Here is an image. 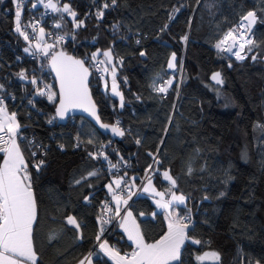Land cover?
I'll list each match as a JSON object with an SVG mask.
<instances>
[{
	"label": "trees",
	"instance_id": "trees-1",
	"mask_svg": "<svg viewBox=\"0 0 264 264\" xmlns=\"http://www.w3.org/2000/svg\"><path fill=\"white\" fill-rule=\"evenodd\" d=\"M66 2L84 23L75 27L67 13L54 12L51 19L61 24L67 40L53 43L49 56L61 50L86 60L97 49L101 54L111 50L123 101L103 87L101 74L86 62L89 85L102 122L119 120L125 134L103 136L79 116L57 124L49 56L43 58V75L56 94L51 102L47 95L33 94L31 83L20 78L22 71L27 77L36 69L24 52L35 44L15 30L16 3L0 0V94L21 126L19 144L37 208L36 264H76L89 253L93 264H113L98 249L97 234L119 252L133 247L118 228L119 219L101 225L98 217L102 205L111 203L106 185L116 176L124 182L133 176L140 184L153 157L160 161L153 163L154 184L168 193L170 186L161 176L168 170L177 181L174 190L186 196L180 215L190 212L193 217L189 239L174 264H198L196 257L205 251L218 252L219 264H264V0H116L114 5L112 0H57V5ZM249 10L257 18L254 45L237 62L215 45ZM171 53L177 58L174 73L165 70ZM218 70L221 85L208 78ZM170 76L174 81L165 95L154 90ZM100 142L106 143L104 151L97 149ZM41 160L37 171L33 165ZM110 163L118 167L112 169ZM131 199L126 208L145 241L160 239L167 231L164 212L141 186ZM69 215L79 230L67 223Z\"/></svg>",
	"mask_w": 264,
	"mask_h": 264
},
{
	"label": "snow or ice",
	"instance_id": "snow-or-ice-1",
	"mask_svg": "<svg viewBox=\"0 0 264 264\" xmlns=\"http://www.w3.org/2000/svg\"><path fill=\"white\" fill-rule=\"evenodd\" d=\"M15 3L16 0H13ZM43 2V0H41ZM112 4H116V0H112ZM36 7V5H33ZM45 8L51 9L53 12H62L67 13L73 18V24L75 27H80L83 25V21H77V13L72 10L69 4L65 3L62 8L57 7L53 0H48L44 4ZM107 3L104 4V8H108ZM178 11V9H177ZM103 10L97 12V18L103 17ZM20 17L21 11L20 6L17 4L16 10V31L26 40L30 39L29 35L21 30L20 27ZM172 19V17H169ZM246 22V23H245ZM256 22V13L253 11L247 12L246 15L241 17V23L226 32L222 39H220L215 47L218 51L231 53L235 56L237 60H244L246 55L243 54L246 51L251 52L254 45L253 39L249 37V33L252 30L253 25ZM33 28V32L37 27L36 24L29 25ZM55 28H60L61 24H54ZM116 27V25H113ZM167 27V25H165ZM50 36V33H45V29L40 27L39 35L36 37L37 41H43L45 36ZM63 36L57 35L55 37V43L58 44L63 40ZM182 39H187L183 37ZM231 41V43H229ZM139 43V41H137ZM55 48V44L43 45L40 42L35 43L36 53H43L45 57H48L50 50ZM25 53L31 52V46L24 48ZM100 52L97 49L96 52L92 53V61L94 66L97 68V71H101L99 68L100 64H112L113 56L111 50H106L102 54L106 58L105 60L98 61V53ZM36 53H32L35 55ZM141 56H144L145 53L141 52ZM253 60H256V56H252ZM176 60V54L172 53L171 58L168 61V68L172 69L175 67L174 61ZM50 65L53 71L56 73V78L59 82L60 92H59V104L56 107V116L61 119L64 118V115L69 109L80 108L85 112H88L89 115L99 124L100 128L108 130L110 129L112 133L118 136H123L124 130L119 126L120 121L117 120L115 124H105L100 120L99 115L96 111V105L92 101L91 95L88 90V77H89V68L85 67L86 60L76 59L73 56H69L63 51L61 52H51L50 56ZM120 62V61H117ZM231 67V65H229ZM103 72H108L109 69L105 67L102 69ZM112 92L114 95L120 96L121 101H123V96L119 91H117L116 84V72L115 68L112 69ZM21 79H25V74L22 71L19 73ZM101 79H104V76H101ZM211 79L217 84H223V79L220 72H214ZM33 85H36L38 81L33 78L31 80ZM167 85H171L172 81L168 80ZM3 88V85H0V89ZM45 89L38 88V95H47L48 100L51 102L55 97V93L51 91L49 86H45ZM154 90L158 92H166L167 87L156 88L153 85ZM29 103H32L29 101ZM123 107V103L121 104ZM17 114L15 112L8 113L7 108L4 104L3 98H0V153L3 154L2 162H0V264H36L37 254L34 250L33 244V231H34V222L37 219V208L36 201L32 189L31 175L28 171V165L26 163L23 150L20 147V124L16 118ZM52 121L50 120L49 123ZM140 141L137 140V143ZM88 143H92V140H89ZM63 148V145H61ZM33 156H36V153H32ZM90 156L96 158L93 153H89ZM100 156H104V153L101 152ZM151 155V153H149ZM107 159V157H104ZM154 162L159 164L160 161L153 157ZM44 164V161L41 160L37 164L33 165L40 170L41 166ZM118 165L111 164L110 168L115 169ZM152 166L149 165V168ZM191 167L188 168V173L191 174ZM95 172H89V176L95 175ZM148 183L144 186L143 190L145 192L151 191L156 196H159L161 199L156 201L157 207L165 210L170 209L174 204H184L186 197L181 194L177 195L172 189L176 188L177 181L170 175L168 170H165L162 175L164 180L168 181L170 187L167 191L171 194V199L165 200L164 192L156 191L155 187L152 184V177L148 175V171L145 173ZM80 183V181H76ZM115 185V189L112 185ZM109 192L113 196V200L116 203L115 213L117 216L121 214L120 205L121 203L127 204L128 200L123 199L121 195H117L116 191H128L129 199L131 198L130 186L124 182V178L120 177L114 179L109 185H107ZM223 195V193H221ZM88 197H85L87 200ZM207 199V197H205ZM105 212L112 211L108 205L104 206ZM172 213L169 212L166 219L168 222V231L154 243H148L145 241L144 236L142 235L139 225L136 224L135 220L132 219L131 212H128L123 217V222L120 224V227L127 233L128 240L134 245L132 252L125 253L120 255V253L114 250V247L109 246L107 241H104L99 244V247L106 255L110 256L114 260L115 264H172V262H178L181 258V249L185 244V241L189 239L187 235V230L189 228L190 217L179 216L177 215L174 219L170 218ZM101 225L107 224L110 220H105L98 217ZM67 223L69 225H74L78 230L80 224L77 222L76 218L69 215L67 217ZM104 231L101 228V233ZM50 240L54 237H50ZM96 240H101V235L97 234ZM192 243L200 244L199 240H192ZM91 253L89 256L84 257L83 260L79 261V264H91ZM198 264H204L205 261H208L209 264H219L221 257L220 254L216 251L205 252L202 255L196 257ZM259 264V262H257Z\"/></svg>",
	"mask_w": 264,
	"mask_h": 264
},
{
	"label": "built area",
	"instance_id": "built-area-1",
	"mask_svg": "<svg viewBox=\"0 0 264 264\" xmlns=\"http://www.w3.org/2000/svg\"><path fill=\"white\" fill-rule=\"evenodd\" d=\"M53 1L57 2V0H53ZM58 1H60V0H58ZM47 2H48V0H43V2H41V0H16V2H15L16 5L19 4V6L23 10V12H25V13H23V15L20 18L21 30L25 31L29 35V37H30L29 41H31L33 44H35L36 42H40L42 45L44 43H48V42L53 44V43H55V37L57 35L64 37V39L59 42V43H64L67 40V36L64 32H62L60 30V28L54 27V24H56L58 22L57 21L54 22L51 19V16L54 12L51 9L44 7V4H46ZM33 5H36V7H33ZM240 23H241V19H239L237 21L236 25L233 26L231 29L237 27ZM32 24L37 25L35 32H33V28L29 26ZM16 26H17V24H16ZM40 27H43L45 29V33L51 34L50 36L46 35L45 39L43 41H37V39H36V37L39 35ZM249 37L252 38V36H249ZM222 38H220V39H222ZM32 53H36V49L31 50L30 53H27V55H29V57L35 61L36 69H34V71L27 76V81L31 83V80L33 78H35L38 81V83L36 85H33L31 83V85L33 86V94H37L38 88L45 89V91L47 92V89L45 88V86L47 85L50 88H52L53 85H52V82L49 79L47 80L45 78V76L43 75V68H44L43 58H45V56L42 52L36 53L35 55H33ZM225 53L227 55H229L231 57L233 56V58H235V56L232 55L231 53H227V52H225ZM86 60H87V62H89V66L91 67V69L95 73L101 74V71H102V65L101 64L99 65V68L101 69V71H97V68L93 64L92 58L86 57ZM235 60L236 61H242V60H237L236 58H235ZM98 61H99V59H98ZM159 93H161V92H159ZM163 94L165 95L166 92H163ZM0 98H3L4 103L6 102V98L3 95L0 94ZM105 144H106L105 142L98 143L97 149L104 151L105 150V147H104ZM2 146L3 145H0V147H2ZM153 163L154 162H152V164H150L152 166L151 168H149V166H148V168L146 169L148 171V175H150V176L155 173V168L153 166ZM146 170H145L143 178H142V180H141V182L137 188H134V186L130 182H128V181L126 182V184L130 186L131 193H133V195H131V198L134 197L136 195V193H138V190H139V187L141 186V184H143L145 181H147V177L145 175ZM116 194L121 195L123 197V199H127L128 203L132 200L131 198L129 199L128 191L117 190ZM128 203L123 205V207L124 206L125 207L124 208L122 207L121 214L119 216L116 215L112 203L107 202L106 204H103L101 207L100 218L105 219V220H110V222L107 223L106 225H112V224L118 222V219H120V217H121L124 209L127 207ZM105 205H108V207L111 208L112 211L105 212L104 211ZM183 216L190 217V221L193 219L190 212L183 215ZM133 247H131L128 250H123L122 251L123 255L125 253L130 254L133 250Z\"/></svg>",
	"mask_w": 264,
	"mask_h": 264
},
{
	"label": "rangeland",
	"instance_id": "rangeland-1",
	"mask_svg": "<svg viewBox=\"0 0 264 264\" xmlns=\"http://www.w3.org/2000/svg\"><path fill=\"white\" fill-rule=\"evenodd\" d=\"M53 3H55L56 5H57V2L56 1H53ZM67 3V2H66ZM65 3H60L59 5H57V7H59V8H62L63 7V5H64ZM68 4V3H67ZM16 10H17V8L15 9V13H16ZM20 11H21V16H22V14H23V10L20 8ZM21 18V17H20ZM14 22L15 23H17V21H16V14H15V16H14ZM47 44H52V43H50V42H48ZM104 51H106V50H103V52ZM102 52V53H103ZM226 54V53H225ZM245 54V53H244ZM227 55V54H226ZM98 56H99V60H105L106 58L103 56V54H101V53H98ZM227 56H229V55H227ZM232 58H233V56H232ZM234 60H235V58H233ZM236 61V60H235ZM237 62H239V61H237ZM102 65V69H104L105 67H107L108 69H109V71L108 72H103V71H101V76H104V79L102 80V83H103V87H105V88H108L109 89V91H110V93H113L112 92V81H113V77H112V74H111V72H112V69L113 68H115V71H116V66H115V64H114V61H113V63L112 64H101ZM115 79H116V76H115ZM168 80H171L172 82L174 81L173 80V77L172 76H170L169 78H167V81ZM116 84H117V82H116ZM162 86H164V87H169V85H167L166 83L165 84H162V83H156V88H159V87H162ZM117 91H119V89H118V84H117ZM117 96V95H116ZM120 97V96H119ZM121 101V100H120ZM7 111H8V113L10 114V113H12L9 109H7ZM121 176H116L114 179H118V178H120ZM129 178H131V181H130V183L134 186V188H137L138 187V185H139V183L137 184L136 182H135V178L133 177V176H130ZM113 179V180H114ZM112 180V181H113ZM148 183V180L147 181H145L143 184H141V188H142V192H144L145 194H147V195H150V198H152L153 199V201H154V203H155V205H156V208H158L157 207V204H156V201L157 200H160L161 198L159 197V196H156L154 193H152L151 191H149V192H145L144 190H143V188H144V186L146 185ZM110 183H108L107 185H109ZM152 184H153V186L155 187V189H156V191H158V192H164L165 193V191L163 190V189H160V188H158V187H156V185L154 184V182H153V179H152ZM107 185H106V188L108 189V187H107ZM112 187L115 189V185L113 184L112 185ZM172 191H174L177 195H181L182 193H179V192H176L174 189H172ZM166 194V193H165ZM111 196H112V194H111ZM166 196V197H165ZM164 196V199L165 200H168V199H171V194L168 192V194L167 195H165ZM186 197V196H185ZM112 198H113V196H112ZM168 198V199H167ZM186 203V200H185V202H184V204ZM116 204V203H115ZM184 204H174L170 209H168V210H165V218H166V216H168V214H169V212H171V210H172V208H173V210H172V215L174 214V215H179V209H178V207L179 206H181V205H184ZM125 207V206H124ZM123 207V208H124ZM160 209H162V208H158V210H160ZM128 212H131V214H132V218H135L134 217V215H133V213H132V211L131 210H129V209H127V208H125L124 209V216L128 213ZM136 220V219H135Z\"/></svg>",
	"mask_w": 264,
	"mask_h": 264
},
{
	"label": "water",
	"instance_id": "water-1",
	"mask_svg": "<svg viewBox=\"0 0 264 264\" xmlns=\"http://www.w3.org/2000/svg\"><path fill=\"white\" fill-rule=\"evenodd\" d=\"M249 11H252V10H249ZM249 11H247V12H249ZM253 12H254V11H253ZM246 14H247V13H246ZM246 14H245V15H246ZM256 19H257V18H256ZM255 25H256V22H255V24L253 25L251 32L248 34L249 36H252V31H253ZM229 43H231V41H229ZM55 52H61V50H57V51H55ZM66 54H67V53H66ZM67 55H69V56H73V55H71L70 53H68ZM50 56H51V55H50ZM50 56L48 57L47 64H48V68H49V71H50V75H52L53 81L55 82V85H56L57 101H56V104H55L54 117L56 118V122H57V124H59V125H61V124H66V122H67L71 117H73V116L84 117V118H86V119H87L92 125L96 126V128L99 130V132H100L103 136L106 135V136H109V137L112 138V139L118 137V135H115L114 133H112V131H111L110 129L105 130V129L100 128L99 124L96 123V121H95V120L89 115V113L83 111V110L80 109V108H72V109H69V111H67V112L65 113L63 119H61L60 117L56 116V107H57V105L59 104V92H60V86H59V82H58V80H57V78H56V73H55V71H53L52 68H51V65H50V62H49V61H50ZM171 56H172V53H171L170 56L167 58L168 60H167L166 66H165V70H167V72H169V73H174V72L177 70V69H176V66H177V65H176L177 58H176V60L174 61V63H175V67L172 68V69H169V68H168V61H169V59L171 58ZM73 57H74V56H73ZM74 58H75V57H74ZM76 59H77V58H76ZM79 59H80V58H79ZM85 67H88V66L85 64ZM214 72H217V71H214ZM214 72H212V73L209 75L208 78H210V81H211L213 84L218 85L215 81H213V80L211 79L212 74H213ZM218 72H220V71L218 70ZM89 73H90V70H89ZM90 74H91V73H90ZM90 74H89V77H88V81H89V79H90ZM23 81L26 83V82H27V77H26L25 79H23ZM219 85H221V84H219ZM88 90H89V94L91 95L92 101L95 103L94 98H93V95L91 94V91H90V85H89V84H88ZM95 105H96V104H95ZM96 111H97V114L99 115V113H98V106H97V105H96ZM99 117H100V115H99ZM100 120H101V118H100ZM101 122H102V120H101ZM102 123H105V124H109V125H111L110 123H106V122H104V121H103Z\"/></svg>",
	"mask_w": 264,
	"mask_h": 264
},
{
	"label": "crops",
	"instance_id": "crops-1",
	"mask_svg": "<svg viewBox=\"0 0 264 264\" xmlns=\"http://www.w3.org/2000/svg\"><path fill=\"white\" fill-rule=\"evenodd\" d=\"M2 154V153H1ZM2 158H3V154H2ZM0 162H2V159H1V161ZM164 172V171H163ZM161 176H162V178H163V175L161 174ZM163 180H164V178H163ZM166 181V180H165ZM168 184H169V182L168 181H166ZM169 186H170V184H169ZM168 193H166L165 195H167ZM166 197V196H165ZM168 199V198H167ZM110 200H111V203L113 204V207H114V210H115V208H116V204H115V201L113 200V198L111 197L110 198ZM123 203H121V205H120V209H122V207H123ZM178 209H179V216H181L180 215V207H178ZM157 210H158V208H157ZM161 211H163L164 212V214H165V209H160ZM159 210V211H160ZM172 210H173V208H172ZM172 210H171V212H172ZM124 211H123V213H122V215H121V217H120V219H119V224H118V228L124 233V236H125V239H126V241L127 242H129V243H131L132 244V242L130 241V240H128V236H127V233L120 227V224L123 222V217H124ZM164 217H165V215H164ZM176 217V215H172L170 218H175ZM132 219H134L135 220V218H132ZM166 219V218H165ZM135 222H136V224L138 225V222H137V220H135ZM166 222H167V227H166V229H167V231H168V222H169V220L168 219H166ZM141 231V230H140ZM166 231V232H167ZM165 232V233H166ZM159 240V239H158ZM104 241H106L105 239H102L101 238V240L100 241H98V249L102 252V253H104L105 254V252L104 251H102L101 249H100V247H99V244L100 243H102V242H104ZM155 242V241H154ZM154 242H151V243H154ZM108 243V242H107ZM108 245L109 246H112V247H114L113 245H111L110 243H108ZM133 245V244H132ZM134 246V245H133ZM114 250H116V251H118L119 252V250L116 248V247H114ZM205 252H210V251H205ZM204 252V253H205ZM120 253V255H123V253L122 252H119ZM203 254V253H202ZM202 254H200V255H202ZM106 255V254H105ZM89 256V255H88ZM108 258H110V256H108V255H106ZM92 257H93V254L91 255V264H93V262H92ZM110 260L113 262V264H115V262H114V260H112L111 258H110ZM81 261V260H80ZM76 264H79V261H78V263H76ZM85 264H87V261L85 262ZM172 264H174V262H172Z\"/></svg>",
	"mask_w": 264,
	"mask_h": 264
}]
</instances>
